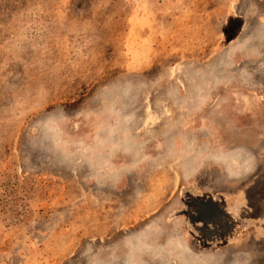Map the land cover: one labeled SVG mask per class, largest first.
Segmentation results:
<instances>
[{
  "label": "rangeland",
  "instance_id": "rangeland-1",
  "mask_svg": "<svg viewBox=\"0 0 264 264\" xmlns=\"http://www.w3.org/2000/svg\"><path fill=\"white\" fill-rule=\"evenodd\" d=\"M0 264H264V0H0Z\"/></svg>",
  "mask_w": 264,
  "mask_h": 264
}]
</instances>
